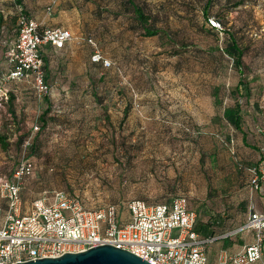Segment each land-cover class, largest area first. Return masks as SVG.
Returning <instances> with one entry per match:
<instances>
[{
	"label": "rangeland",
	"instance_id": "rangeland-1",
	"mask_svg": "<svg viewBox=\"0 0 264 264\" xmlns=\"http://www.w3.org/2000/svg\"><path fill=\"white\" fill-rule=\"evenodd\" d=\"M205 1L134 0L135 5L150 16V27L164 34L153 36L163 44L157 50L158 40H152L158 72L150 81L154 88L147 90L143 98L154 96L153 99L161 101L162 109L170 111L199 110L208 105L209 88L212 96L214 89L219 88V99L224 107L240 106L246 128L254 115L253 104L260 103L264 109V0H217L208 16L221 17L225 28L221 35L206 27L202 15ZM29 2L46 13L52 0H24L23 7H28ZM10 3L16 4L15 0H0L4 11L0 8V76L9 75L11 68L6 53L17 39L16 10ZM124 3L127 0H76L72 12L57 21L71 23L74 41L92 38L101 53L112 52L113 56L120 57V44L111 38L119 39L124 34L123 26L134 25L141 29L132 7L127 9ZM227 33L234 36L243 53L241 71L220 51V47L226 48L230 43ZM139 38L148 37L138 34ZM143 39L139 41H150ZM90 49L93 51L92 47ZM110 61L119 73V64ZM145 79L141 81L144 88ZM239 81L243 82L242 89L233 93ZM125 82V87L131 84L134 88L129 78ZM2 83L0 99L7 90ZM7 95L9 99L0 113V133L7 137L9 147L7 150L0 147V178L10 177L23 157H31L35 170L31 187L23 193L27 205L45 193L63 191L78 197L88 209L119 206L122 221L128 219L125 205L134 200L162 204L182 196L197 210L205 198L209 179L216 180L218 164L226 161L229 153L221 142L226 141L225 138L216 134L215 127L187 132L164 122L160 126L159 121L147 125L146 120L143 126L121 129V134H112V138L102 135L111 134L109 130L87 134L86 139L85 135L70 141L64 139L52 148L34 144L33 139L29 145L25 141L19 145L15 138L19 131L14 125L17 122L9 114L12 98L9 92ZM134 98L135 113L139 116V95ZM257 121L263 125L264 114L257 116ZM223 128L225 137L230 129L227 124ZM33 146L37 151L30 155ZM0 208L6 211L1 194Z\"/></svg>",
	"mask_w": 264,
	"mask_h": 264
},
{
	"label": "crops",
	"instance_id": "crops-1",
	"mask_svg": "<svg viewBox=\"0 0 264 264\" xmlns=\"http://www.w3.org/2000/svg\"><path fill=\"white\" fill-rule=\"evenodd\" d=\"M75 1L56 0L52 14L47 11L49 7L44 13L38 9V5L33 6L31 2L25 8L28 15L39 23L41 30L62 27L72 31L70 22L57 19L69 15ZM10 4L16 10L15 3ZM0 8L3 9L2 6ZM54 16L56 17L52 18ZM122 30L124 34L119 39L111 38L118 40L121 56H113L112 52L102 53L104 58L119 64V73L114 68L105 69L101 64H93L91 56L94 51L88 45L73 40L62 50H57L50 44L41 47L45 78L51 87L48 95L38 97L28 82L10 81L8 75L0 76V81L4 82V90L7 87L6 92L12 98L11 112H14L13 117L17 122L14 124L17 126L15 128L19 130L16 142L32 138L34 144L42 143L52 148L64 139L70 141L79 135H85L86 139L87 134L91 136L95 132L102 134L109 130L111 134L107 132L102 135L112 138V134L120 135L121 129L143 126L145 120L147 125L159 121L160 126L164 122L170 127H181L187 132L190 129L215 127L216 134L219 133L226 140L234 138L235 154L228 151L227 159H224L226 161L218 164L216 180L209 179L205 198L198 209L194 210L190 205L189 208L198 215L195 231L199 237L212 240L204 247L208 263L231 264V259L252 245L259 235L256 230H244L250 216L253 213L264 214V124H258L257 121V116L263 115L264 109L262 110L260 103H256L253 106L251 124L245 128L242 120L241 128L235 129L224 119L226 108L222 104L215 105L211 88L208 105L199 110L170 111L162 109L161 101L153 99L154 96L144 99L145 92L154 88L150 81L158 72L152 40H158L157 50H160L163 43L158 37H148L145 39L150 41L140 42L143 38L138 39L137 32L131 30L130 26H123ZM134 51L141 54L133 55ZM127 78L135 85L133 89L131 84L128 85L130 88L124 86ZM144 79L145 88L141 84ZM199 90L201 91L200 88ZM137 95L141 105L139 116L134 108V96ZM224 124L230 129L225 137ZM34 127H38L36 132ZM221 142L223 143L222 140ZM255 174L260 178L257 190L252 184ZM32 178L33 176L25 181L21 192L27 211L35 200L41 198L30 200L29 205L23 198V193L31 187ZM262 237L264 239V231ZM262 252L264 257V245ZM254 264H264V258Z\"/></svg>",
	"mask_w": 264,
	"mask_h": 264
},
{
	"label": "built area",
	"instance_id": "built-area-1",
	"mask_svg": "<svg viewBox=\"0 0 264 264\" xmlns=\"http://www.w3.org/2000/svg\"><path fill=\"white\" fill-rule=\"evenodd\" d=\"M55 1L47 9L53 13ZM17 39L8 46L6 57L11 70L8 79L28 82L38 97L48 95L51 87L45 79V63L41 47L50 44L57 50L75 39L66 28L41 30L39 23L23 7H17ZM209 27L222 31L221 24L209 19ZM93 49L91 62L105 69L114 64L104 58L92 38L78 39ZM4 98V99H2ZM0 99V113L8 100L7 92ZM38 127H34L37 131ZM32 138L25 143L30 144ZM229 151L235 154L234 142ZM35 165L29 156L23 157L8 178H0V194L6 211L0 208V264L25 263L43 258H60L67 253H81L111 245L126 250L151 264H209L204 247L211 239H201L195 231L198 215L189 208L186 197H176L170 203L148 204L141 200L125 205L128 219L122 221L121 208L107 205L88 209L78 197L63 191L46 193L24 208L21 192L25 181L34 174ZM255 174L252 184L259 189ZM244 230H256V241L231 259V264H254L262 260L264 214L253 213Z\"/></svg>",
	"mask_w": 264,
	"mask_h": 264
},
{
	"label": "trees",
	"instance_id": "trees-1",
	"mask_svg": "<svg viewBox=\"0 0 264 264\" xmlns=\"http://www.w3.org/2000/svg\"><path fill=\"white\" fill-rule=\"evenodd\" d=\"M22 1L24 0H15L16 4H18V6L16 5V21H17V7H23L22 5ZM217 0H206L205 3H204V7H203V10H202V15L204 17V20L206 22V27L210 30V31H213L214 33L216 34H224L225 32V28L222 27V23H221V17L218 16V19L215 18V17H209L208 14L210 12V9L212 8V6L214 5V3L216 2ZM126 8L129 9V6L132 7L133 11H134V14L136 15V19L138 21V23L140 24L139 28L141 29H138V26H134V25H129L131 30L137 32L139 35H142L144 37H153V36H161L159 31L157 30H153L151 27H150V16L144 14L143 10L138 7L137 5H135L134 3V0H127V3H124ZM241 4H236V6H239ZM50 6V5H49ZM48 6V7H49ZM25 9V12H26V8L23 7ZM27 13V12H26ZM28 14V13H27ZM209 19H215L217 20L220 24H221V27H222V31H215L213 29H211L209 27V22L208 20ZM140 32V33H139ZM16 34H17V29H16ZM164 35V34H162ZM227 35L229 36V39H230V43L229 45L226 47V48H223V47H220V51L223 53V54H226L227 58L229 60L232 61V64L239 70L241 71L242 70V63H241V58H242V51L239 49V46L237 44V41L236 39L234 38V36H232L230 33H227ZM178 54V53H177ZM46 79V78H45ZM242 86H243V82L242 81H239L236 89L232 90L233 93H236V92H240V90L242 89ZM219 94H220V89L219 88H215L214 89V92H213V97L215 98V104L217 106L221 105V101L219 99ZM9 99V98H8ZM12 101V100H11ZM256 103L253 104V106L255 105ZM10 109H9V114L14 116V112H11V109H12V104L9 106ZM225 111H224V119L227 121V123H229L233 128L235 129H240L241 128V123H242V120H243V115H242V112L240 110V106L239 105H235V106H228L225 107ZM226 140V139H225ZM25 141V139H20L17 144H23ZM231 141L234 142V138H230L226 141H223V144L226 146V148L228 149L229 151V145L231 143ZM0 147H2L4 150H7L8 147H9V143H7V137L3 136L1 133H0ZM234 148V146H233ZM236 149L234 148V151ZM37 151V148L35 146L32 147L31 149V153L30 155H34ZM230 152V151H229ZM180 197V196H179ZM176 198V197H175ZM174 199V198H173ZM172 199V200H173ZM171 200V201H172ZM170 201V202H171ZM168 202V203H170ZM163 204V203H162Z\"/></svg>",
	"mask_w": 264,
	"mask_h": 264
},
{
	"label": "water",
	"instance_id": "water-1",
	"mask_svg": "<svg viewBox=\"0 0 264 264\" xmlns=\"http://www.w3.org/2000/svg\"><path fill=\"white\" fill-rule=\"evenodd\" d=\"M17 264H151L111 245H102L81 253H67L60 258H43Z\"/></svg>",
	"mask_w": 264,
	"mask_h": 264
}]
</instances>
